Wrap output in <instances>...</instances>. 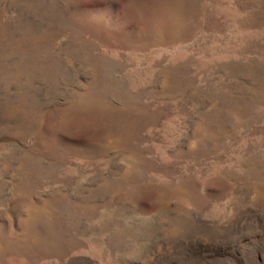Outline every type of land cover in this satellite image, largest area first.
<instances>
[{
	"label": "rangeland",
	"instance_id": "1",
	"mask_svg": "<svg viewBox=\"0 0 264 264\" xmlns=\"http://www.w3.org/2000/svg\"><path fill=\"white\" fill-rule=\"evenodd\" d=\"M0 264H264V0H0Z\"/></svg>",
	"mask_w": 264,
	"mask_h": 264
},
{
	"label": "bare ground",
	"instance_id": "2",
	"mask_svg": "<svg viewBox=\"0 0 264 264\" xmlns=\"http://www.w3.org/2000/svg\"><path fill=\"white\" fill-rule=\"evenodd\" d=\"M154 17V16H153ZM86 114V113H85Z\"/></svg>",
	"mask_w": 264,
	"mask_h": 264
}]
</instances>
